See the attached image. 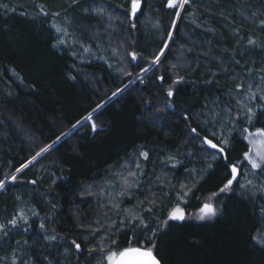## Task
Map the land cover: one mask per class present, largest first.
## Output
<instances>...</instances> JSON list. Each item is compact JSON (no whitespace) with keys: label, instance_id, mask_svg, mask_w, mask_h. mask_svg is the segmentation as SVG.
<instances>
[{"label":"trees","instance_id":"trees-1","mask_svg":"<svg viewBox=\"0 0 264 264\" xmlns=\"http://www.w3.org/2000/svg\"><path fill=\"white\" fill-rule=\"evenodd\" d=\"M167 2L140 0L131 18L130 0H0V179L17 176L0 189V264H101L89 249L112 233L125 246L129 227L111 226L130 215L157 230L160 264H264V173L243 162V129L264 128V0H189L183 9ZM247 98L251 123L237 105ZM97 105L96 131L88 123L73 129ZM191 128L209 138L225 130L228 161L241 162L230 191H219L228 161L213 159ZM110 171L132 190L122 191ZM96 185L115 193L113 204L85 195ZM208 202L216 214L199 219ZM175 208L184 220L167 221ZM136 231L146 244L139 232L147 230Z\"/></svg>","mask_w":264,"mask_h":264},{"label":"snow or ice","instance_id":"snow-or-ice-1","mask_svg":"<svg viewBox=\"0 0 264 264\" xmlns=\"http://www.w3.org/2000/svg\"><path fill=\"white\" fill-rule=\"evenodd\" d=\"M75 2V0H74ZM189 3V0H168L167 7L170 9H183L184 6ZM2 7H7V5H0ZM141 7L140 0H130L129 8L127 14L131 18H135L138 10ZM94 11L102 15L104 9L103 8H96ZM44 15H48L47 13H44ZM53 15H59V13H53ZM176 17L179 18L180 12L176 11L175 13ZM255 15V14H254ZM262 24H264V21H262ZM54 27H56L54 25ZM173 28H175V21H173ZM57 31H61L60 28L57 27ZM168 40L164 42V47L160 50L159 54L156 55L153 58L152 64L155 65L159 60L160 57L164 54V49L168 47V41L172 39V31H169L167 33ZM60 43H64L63 40L60 41ZM250 44L255 43V41L249 40ZM85 51H88L87 48L84 49ZM131 56L132 61L137 60V55L135 52H132L129 54ZM175 67V66H173ZM142 72H147L148 68H142ZM126 75H131L130 72H125ZM74 78V77H73ZM137 79H140V76L138 74ZM161 81H163V77H159ZM179 79H182L180 77ZM178 82L174 81V83ZM240 87V85H238ZM121 89H117L116 92L112 93V96L115 97ZM249 91H251V87H249ZM168 97L173 96V91L171 89L167 92ZM252 99H255V93H252ZM261 99L264 100V96H261ZM171 106V104L169 105ZM101 105H97L96 109H93L91 113H89L87 116L84 117L83 121H77V124L73 125V129L77 128V125L83 127L85 124H87L89 121H92L93 114L96 113L97 109L101 108ZM260 115H264V110L260 112ZM256 116V113L253 112L252 108L248 109L247 113V120L249 123L252 122L253 117ZM185 120L188 118L185 116L183 117ZM258 118V117H257ZM96 124L92 122L91 128L93 131H96ZM203 131H208V128H204ZM224 129H221L219 131V134L216 131H212L210 133V136L212 138H209V136L201 137L199 132L196 128H191L190 132L194 134V138L200 141V146L203 150L208 151L209 149L215 150L214 152H211L210 155H212L213 159H216L217 157L224 159L225 161H228V156L226 153V148L229 144V139L227 136L224 135ZM243 132L247 135L244 136V139L248 140L249 147L247 151L243 153V162H246L247 165L251 166V169H260L262 173H264V139H261L259 141V147L257 146V141L255 137H262L264 138V128H257L255 132L249 131L248 128H244ZM68 133H62L61 136L56 137V140L52 141L51 144H48L41 148L39 152H37L31 160L28 161L27 164H23L21 168H17L16 172H20L22 168H27L29 164H32L33 161H36L38 157L42 155V153H47L49 150L53 148L55 144L61 141L62 137H67ZM215 141V142H214ZM142 156L147 158V153H141ZM241 162L233 163L231 161H228L225 165L226 168L230 169L229 176H226V182L223 184V186L219 189L221 193L228 192L231 190L233 182L237 180V176L240 174V165ZM175 166V165H173ZM137 167H139V164H137ZM129 175H135V173L130 172ZM230 177V178H229ZM16 181L17 176L15 174H12L11 176H5L4 179H0V189L5 187V183L7 180ZM31 183L35 184V181H31ZM125 183L127 184V180L125 179ZM247 185H252L251 180H247ZM131 186V185H129ZM242 188L246 187L245 184L240 185ZM183 187V185H182ZM101 196H103V191L100 193ZM120 195H123V193H120ZM213 195H216L215 193ZM154 202V201H153ZM113 207H116V205H113ZM151 209H147V211H150ZM200 213L202 215L199 216V219H204L207 217H212L216 214V209L213 204L211 203H204L203 206L199 209ZM185 216L182 210L179 208L174 209L170 214L168 219L169 220H184ZM20 219H24L23 216L20 217ZM13 227L17 226V219H11L8 222ZM24 223L27 224V219H24ZM167 223V221H165ZM97 227L93 229V236L97 232L100 231L99 221H97ZM127 226L129 227V230L132 232V236L126 240L125 246H121L116 239L113 238L114 233L102 236L100 237L99 243L96 248H90L89 252L99 251L102 255L100 256L101 264H104V261H107V264H160V260L157 259V254H154V249L156 248L155 238L157 236V230L151 229L148 226L147 221L140 215H130L126 220L121 219L119 221V226L116 224H113L111 228L119 230L120 227ZM4 228V225H0V230ZM40 228H44V224H40ZM137 229H146L147 231H140L139 235L144 236L147 243L142 245L137 239ZM151 233V237L147 235V233ZM7 235V233H4ZM46 239L55 240V236L46 237ZM75 245V249H80V244L76 243L75 241L72 242ZM260 243H264V239L260 240ZM108 245L114 246L115 250L112 248H109ZM119 258V259H117ZM15 264V262H14Z\"/></svg>","mask_w":264,"mask_h":264},{"label":"rangeland","instance_id":"rangeland-1","mask_svg":"<svg viewBox=\"0 0 264 264\" xmlns=\"http://www.w3.org/2000/svg\"><path fill=\"white\" fill-rule=\"evenodd\" d=\"M106 18V22L107 23H112V19L109 17V16H107V17H105ZM108 24V26H110ZM107 27V26H106ZM105 30H110L108 27L107 28H105L104 29V32H102V34H105ZM110 39V38H109ZM120 52H123V50H124V48L123 47H120ZM111 53H112V56H115V52L112 50L111 51ZM85 55V54H84ZM145 72H143V73H141L139 76L141 77L143 74H144ZM137 79V78H136ZM136 79H134L133 81L132 80H130L128 83H127V85H131V83H133ZM246 98V97H245ZM248 100V101H247ZM247 100L246 99H244V100H242V101H239V104H237L238 105V109L244 114V115H247V113H248V109L249 108H252V105H251V103H250V101H249V99L247 98ZM253 110V109H252ZM236 118V114L233 116V120ZM88 124H91L90 123V121L88 122ZM245 135H247L246 133L244 134V136ZM255 139H256V141H257V146L259 147V141L261 140V139H264V138H262V137H255ZM246 140V139H245ZM246 142H247V144H248V140H246ZM248 146H249V144H248ZM209 151V150H208ZM209 152H211V151H209ZM122 170H126V171H128V169H127V167H125V166H122ZM256 170V169H255ZM114 172H115V170H113ZM114 172H112V171H110V178L111 177H114V178H116V180H117V182H118V184H121V188H122V191H131L132 190V188L131 187H129V183H125L124 181H123V177H124V174L123 173H121V172H119V173H114ZM10 180V179H9ZM9 180H7V181H9ZM126 185V186H125ZM101 191H103V196H101L100 195V193H101ZM84 193H85V195H87V196H90L91 195V197H94V198H96V197H100V200L99 201H110L111 200V198H113V197H115V193L112 191V190H106V189H104V187L101 185H96V186H94V188L93 189H91V187H85L84 188ZM104 194H106L108 197H107V199H105L104 198ZM121 197H125V193H124V195L123 196H120V198ZM117 200H118V198H117ZM209 203V202H208ZM108 204V203H107ZM109 204H113L112 203V201H110L109 202ZM175 209H177V208H175ZM181 210V209H180ZM172 212V211H171ZM170 212V213H171ZM169 213V214H170ZM200 215H202V213L200 214ZM200 215H197V217L199 218V216ZM185 216V215H184ZM168 217H169V215H168ZM168 217H167V221H174V222H177V221H181V220H169L168 219Z\"/></svg>","mask_w":264,"mask_h":264},{"label":"water","instance_id":"water-1","mask_svg":"<svg viewBox=\"0 0 264 264\" xmlns=\"http://www.w3.org/2000/svg\"><path fill=\"white\" fill-rule=\"evenodd\" d=\"M209 151H212V152H214L215 150H213V149H209ZM117 259H119V258H117Z\"/></svg>","mask_w":264,"mask_h":264},{"label":"bare ground","instance_id":"bare-ground-1","mask_svg":"<svg viewBox=\"0 0 264 264\" xmlns=\"http://www.w3.org/2000/svg\"><path fill=\"white\" fill-rule=\"evenodd\" d=\"M264 116V115H263Z\"/></svg>","mask_w":264,"mask_h":264}]
</instances>
